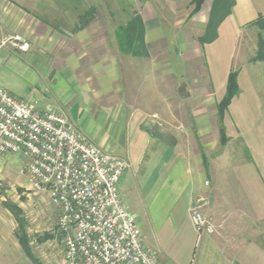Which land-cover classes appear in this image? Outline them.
I'll list each match as a JSON object with an SVG mask.
<instances>
[{
	"label": "crops",
	"instance_id": "0c3cea01",
	"mask_svg": "<svg viewBox=\"0 0 264 264\" xmlns=\"http://www.w3.org/2000/svg\"><path fill=\"white\" fill-rule=\"evenodd\" d=\"M7 4V0H0V86L10 93L18 91L21 96L16 97L23 100L36 89L34 100L42 106H52L104 152L128 162L119 191L140 225L146 248L157 255L159 264H264L262 245L247 243L230 252L214 236L199 234L192 224L191 207L204 198L201 194L205 179H214L206 156L208 149L204 146L205 153L197 155L175 138L146 127L147 120L159 113L151 111L145 106L146 100L136 95L140 90L136 91L133 82L136 77L144 79L136 73L138 68L133 61L137 58L125 56L118 49L113 50L109 60L88 65L74 61L70 52H65L67 57L63 58L54 52L57 56L51 57L50 62L30 67L6 45L9 29L12 30L4 13ZM147 4L139 14L149 46L153 32L157 39L167 36L162 20L151 14ZM16 7L22 12L19 3ZM32 21L37 31L40 21ZM208 21L209 15L195 47L205 55L208 79L206 84L192 79V89L188 91L192 96L187 101L197 99L196 95L207 87V102L218 106L226 96L232 71L239 73L240 92L226 111L223 124L228 140L239 141L250 154L243 165L234 166V172L246 197L255 204L257 216L264 219V62L254 61L263 53L260 45H264V0H236L231 16L218 30L217 40L203 46L200 39ZM175 36L181 38L179 33ZM179 69L182 64L172 67L171 75L176 76ZM171 75L166 69L164 79L156 80L165 84L160 85L165 87L159 91L160 101L166 103L169 97L184 103L180 94L184 79L170 83ZM19 76H32L36 85L22 89ZM167 113L159 114L161 121H168ZM195 113L199 119V112ZM215 113L218 116L217 110ZM206 199L210 200V196ZM50 258L51 255L47 260ZM61 258V262L51 259L45 264H65L64 256ZM16 260L13 263L7 255L0 254V264H25L22 257Z\"/></svg>",
	"mask_w": 264,
	"mask_h": 264
},
{
	"label": "rangeland",
	"instance_id": "374dc122",
	"mask_svg": "<svg viewBox=\"0 0 264 264\" xmlns=\"http://www.w3.org/2000/svg\"><path fill=\"white\" fill-rule=\"evenodd\" d=\"M7 1L8 9L4 13L7 15L6 20L11 22L9 25L12 30L9 29L11 32L8 33L6 45L16 50L17 57H22L30 67L39 66L38 62H50L51 57L57 56L54 52H59L62 58L67 57L65 52H70L71 58L81 64L109 60L113 57V50L119 49L115 35L117 29L126 25L148 3L146 6L151 14H157L162 20L167 38L157 39L156 32L150 35L149 57L133 61L138 68L137 75H142L144 79L136 77L133 85L136 84V91L140 90L136 95L142 101L146 100L145 106L159 114L167 111L169 119L161 121L159 114H156L145 125L154 132H161L193 148L197 155L204 154L202 149L207 147L206 156L211 163L214 179H205V190L201 196H210L202 213L213 226L212 236L230 252L252 242L264 248V219L257 216L255 204L246 197L234 172V166L243 165L250 154L239 141H228L230 143L227 146L222 145L219 105L207 102V87L201 89L196 95L197 99L187 101L192 96L188 93L192 89V79L201 84H206L208 79L205 55L195 47L210 15L211 1H206L205 8L196 14L193 0ZM17 3L22 6L23 13L16 9ZM81 16H90V23L84 28L79 20ZM32 20L40 21L37 31ZM51 32L53 35H50ZM177 33L181 38L175 36ZM181 64L182 70L179 69L178 74L172 76V67ZM166 69L171 75L169 82L180 80L181 77L184 79L180 91L184 103H176L169 97L166 103L160 101L159 91L165 87L161 88L162 83H156V80L164 79ZM20 79L22 89H32L36 85L32 76ZM36 91L26 100L35 102ZM11 94L21 96L18 91L11 90ZM196 111L199 112V119ZM5 204L21 211L19 216L24 223L23 230L17 217ZM58 221L59 210L51 203L48 194L33 189L26 162L20 157L0 155V254L7 255L13 263L19 257L23 258L25 264H45L51 259L61 262L64 237L58 229ZM50 255L52 258L47 260Z\"/></svg>",
	"mask_w": 264,
	"mask_h": 264
},
{
	"label": "built area",
	"instance_id": "2783aa9c",
	"mask_svg": "<svg viewBox=\"0 0 264 264\" xmlns=\"http://www.w3.org/2000/svg\"><path fill=\"white\" fill-rule=\"evenodd\" d=\"M0 155L22 158L33 189L58 208L65 264H159L119 191L128 162L104 152L64 114L0 86ZM207 203H193L191 221L212 235L202 213Z\"/></svg>",
	"mask_w": 264,
	"mask_h": 264
},
{
	"label": "trees",
	"instance_id": "16d2710c",
	"mask_svg": "<svg viewBox=\"0 0 264 264\" xmlns=\"http://www.w3.org/2000/svg\"><path fill=\"white\" fill-rule=\"evenodd\" d=\"M206 1L212 2V8L210 11L205 35L200 39V43L203 46L211 44L217 40L220 26L231 16L232 10L236 5V0H193L192 3L195 7V14L201 12ZM88 17L85 18L84 16H81L79 19L83 28L90 23ZM115 35L119 50L123 55L140 59L149 57V46L146 43V28L140 14H135L126 25L119 27ZM261 49L264 51V46L261 45ZM254 61L264 62V55H259ZM238 77L239 73L233 70L228 80L226 96L218 106L219 119L221 123V143L223 146H226L229 141L223 125L224 115L231 105L233 99L240 92L238 86ZM5 206L17 217V221L20 226L22 225L21 229L23 230L24 223L19 216L21 211L10 204H5ZM25 248L27 250V246Z\"/></svg>",
	"mask_w": 264,
	"mask_h": 264
}]
</instances>
